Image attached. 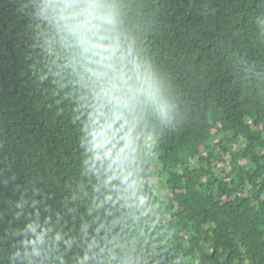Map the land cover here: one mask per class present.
I'll use <instances>...</instances> for the list:
<instances>
[{
    "label": "trees",
    "instance_id": "trees-1",
    "mask_svg": "<svg viewBox=\"0 0 264 264\" xmlns=\"http://www.w3.org/2000/svg\"><path fill=\"white\" fill-rule=\"evenodd\" d=\"M29 223L44 264H264V0H0V264Z\"/></svg>",
    "mask_w": 264,
    "mask_h": 264
},
{
    "label": "clouds",
    "instance_id": "clouds-1",
    "mask_svg": "<svg viewBox=\"0 0 264 264\" xmlns=\"http://www.w3.org/2000/svg\"><path fill=\"white\" fill-rule=\"evenodd\" d=\"M106 22H111L106 21ZM93 35L91 37L84 36L81 39V44L84 46L86 52H91L93 56L99 57V62L110 61L115 56L118 46H105L102 41L109 39L106 35L96 34L99 30L92 29ZM100 41V42H97ZM110 66V65H109ZM119 117H116L118 119ZM94 128L91 131V141L89 150L95 153V159L101 160L103 158H111V149L109 145L112 143V138L109 132L112 130L111 124H102L99 119L93 121ZM127 146V145H126ZM123 151V149H121ZM103 153V156H101ZM39 226L36 223L26 224L24 229L19 233L21 236L26 237L22 243L23 251H17L13 255L14 261H19V264H44L48 259L50 249H45L46 230L41 229L37 231ZM56 239H59L57 236ZM90 257L86 253L83 258L79 259V264H88ZM61 264H63L61 260Z\"/></svg>",
    "mask_w": 264,
    "mask_h": 264
},
{
    "label": "rangeland",
    "instance_id": "rangeland-1",
    "mask_svg": "<svg viewBox=\"0 0 264 264\" xmlns=\"http://www.w3.org/2000/svg\"><path fill=\"white\" fill-rule=\"evenodd\" d=\"M151 182L154 191L163 198L170 195L169 190L166 188V175L159 172V164L155 159L153 162V176Z\"/></svg>",
    "mask_w": 264,
    "mask_h": 264
}]
</instances>
